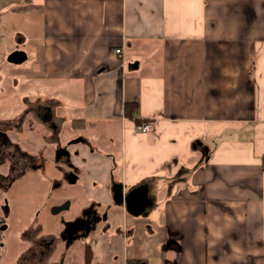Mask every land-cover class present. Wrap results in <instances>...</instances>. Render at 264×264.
<instances>
[{
	"label": "crops",
	"instance_id": "crops-1",
	"mask_svg": "<svg viewBox=\"0 0 264 264\" xmlns=\"http://www.w3.org/2000/svg\"><path fill=\"white\" fill-rule=\"evenodd\" d=\"M0 39V107L5 87L16 110L0 122L23 129L24 157L41 169L46 157L27 148L42 143L38 125L55 130L54 161L75 169L57 176H82L90 201L70 211L56 180L46 215L65 213L24 231L15 264H65L64 253L47 261L60 241L67 264H264V0H0ZM135 118L151 129L135 131ZM88 119L119 121L117 156L76 133ZM7 129L0 140L21 146ZM115 185L143 187L145 208L116 207Z\"/></svg>",
	"mask_w": 264,
	"mask_h": 264
},
{
	"label": "rangeland",
	"instance_id": "rangeland-1",
	"mask_svg": "<svg viewBox=\"0 0 264 264\" xmlns=\"http://www.w3.org/2000/svg\"><path fill=\"white\" fill-rule=\"evenodd\" d=\"M4 39H0V62L5 61L7 58V55L5 56L4 52ZM4 89V95L3 98L5 101L3 102V106L5 105V110L0 107V119H3L4 121L14 122L15 116H14V110L13 106H15V102L13 101V98L6 96L7 91L9 90L3 87ZM14 90L17 91V89L14 88ZM19 93V91H17ZM12 94H15L12 91ZM22 97V93L18 94V98L20 99ZM7 99V100H6ZM11 99L12 101L8 100ZM19 110L21 111L24 107V103L19 100L18 102ZM17 108V107H16ZM4 110V111H3ZM17 109V111H19ZM3 111V112H1ZM21 120V117H20ZM18 121V120H17ZM85 121L87 124V128L83 130V128H79L76 126V133H79L82 135V137H85L88 139V142L93 146V148L100 152L101 154H111L113 157L117 156V150L119 148L118 142H119V128L120 124L119 121L116 120H102V119H92L91 121ZM20 125V124H19ZM2 122H0V128L7 129L9 128L8 125L4 126ZM9 126H11L9 124ZM17 129V127L15 128ZM37 137L42 142L38 144H33L32 147L27 148L30 152H41V154L46 157L45 162L49 163L47 167L44 169H35V170H28L25 176V179H22L21 177H18L13 180L9 190H1L0 191V217L1 211H2V204L4 202V208L6 209V216H5V222H6V229L4 230V236L2 240V249L1 252L3 254L2 259L0 260V264H15L17 262L18 258L20 257L21 251L19 249V245L22 244L23 248H27V245H29L28 241L23 239L22 236L24 234V231L28 227H35L38 223L44 221H49V224L54 228V223L56 222V218L61 217V215L65 212H60L56 214L55 216L50 215V218L47 217L46 212L55 206L56 202L51 198L54 196L59 195L61 192V189H55L54 185L56 180L62 181V190L64 191L63 196H65V200L70 202V211L79 209L78 206V199H80L81 203L84 204V207L86 208L87 205L90 204V201L84 195V189L85 186L83 184V177L80 176V178L74 183V184H68L64 180L63 176H65L63 173H65L67 170H70L67 165H60L53 161L52 158V148L50 147L49 143H52V139L56 137L55 130L51 133V130L49 129V126L45 123L42 125H38L37 127ZM8 135L11 139L17 138L20 139L21 145L22 143V135L24 133L23 129H17L14 130V128L11 126V130L7 129ZM14 131V132H13ZM29 131V130H27ZM75 133V134H76ZM50 137V139H49ZM46 138V140H45ZM7 140L8 143H5ZM64 140V139H63ZM44 141H48L47 143ZM58 141V140H57ZM56 142V141H55ZM60 142L62 140L58 141L57 144L60 145ZM17 143V142H16ZM44 143V145H43ZM9 144L15 149V154L12 155L11 149H7L9 152V161L6 157V159H3L0 162V186L4 187L3 179L2 177V171L4 165H1L3 162L11 163L12 166V175H16L17 173H20L22 171V156L21 150H19L18 145L12 144L7 137L5 140H0V148H2L4 145ZM53 144V143H52ZM36 147V148H35ZM4 153V150L1 151L0 149V156L2 157ZM11 160V161H10ZM53 163V165H50ZM51 166V168H50ZM75 170V169H74ZM62 173L63 176L58 177L57 174ZM11 178H14L12 176ZM66 189V190H64ZM5 199V200H4ZM161 199L156 198L154 200V208L156 209L158 207V202ZM117 207V204L115 205ZM153 210V206L151 207ZM148 209L146 208L145 211L140 214L139 219L142 220L143 225H145L146 219L148 215L150 216L152 213H148ZM130 219L131 216H128ZM55 218V220H54ZM1 220V219H0ZM117 222V219H116ZM119 222V221H118ZM1 224V222H0ZM21 227V228H19ZM159 234V233H158ZM158 234L156 237H158ZM62 235V234H61ZM147 233L145 232V229L139 236H137L138 241L140 243H144ZM91 237V236H90ZM161 238L158 237V241ZM83 240V238L81 239ZM74 242L80 243V238L74 239ZM63 253L65 254V264L68 262L75 263L74 256L72 257L71 252L69 249H66L62 241H60L57 245V247L54 249L53 252L49 253L47 255V261L49 262L52 257H56L57 259H61L63 256ZM39 255H43V249L39 251ZM78 255V254H77ZM83 258V255L81 256ZM85 259V258H84ZM52 261V259H51Z\"/></svg>",
	"mask_w": 264,
	"mask_h": 264
},
{
	"label": "flooded vegetation",
	"instance_id": "flooded-vegetation-1",
	"mask_svg": "<svg viewBox=\"0 0 264 264\" xmlns=\"http://www.w3.org/2000/svg\"><path fill=\"white\" fill-rule=\"evenodd\" d=\"M53 131H51V133H52ZM50 138V137H49ZM5 139H6V136H5ZM5 143H8L7 142V140L5 141ZM20 146V145H19ZM60 147H56V149L54 148V149H52V158H53V161L56 159V154H57V151L59 152L60 151V149H59ZM1 149V151H3L4 150V153H2L3 154V156L1 157L0 156V162L3 160V159H6V157H7V159H8V161H9V152H8V150L7 149H11V150H14V151H11V154L12 155H14L15 154V149L11 146V145H9V144H6V145H4L2 148H0ZM19 150H21V155L22 156H20V157H22V171H20V173H17L16 175H12V166H11V163H8V162H3V163H1V165H4V167H3V171H2V179H3V183H4V187H1L0 186V191L1 190H3V191H5V190H9V188H10V186H11V184H12V182H13V180L14 179H16V178H18V177H24V175H26V173H27V171L28 170H35V169H39L40 167L38 166L39 164H37V163H30L29 161H27V159L24 157V156H26L27 154L24 152V150L22 149V145L19 147ZM62 153H63V151H62ZM11 159V158H10ZM34 160V159H33ZM11 161V160H10ZM31 161H32V158H31ZM29 163V164H28ZM67 166L70 168V173L68 172V179H71L74 175H73V173H71V170L73 171L74 170V167L72 166V165H68L67 164ZM12 176H14V178H11ZM1 182V181H0ZM5 200V199H4ZM3 204H4V202H3ZM2 204V206H1V208H2V211H1V216H2V218L0 217V222H1V224H0V237L2 236V232H3V229L5 228V216H6V209L3 207L4 205ZM89 220H91V218L89 219ZM88 222V221H87Z\"/></svg>",
	"mask_w": 264,
	"mask_h": 264
},
{
	"label": "water",
	"instance_id": "water-1",
	"mask_svg": "<svg viewBox=\"0 0 264 264\" xmlns=\"http://www.w3.org/2000/svg\"><path fill=\"white\" fill-rule=\"evenodd\" d=\"M113 200L116 204H125L128 213L137 215L147 204L146 191L143 187H138L126 195H123L121 185H115L113 188Z\"/></svg>",
	"mask_w": 264,
	"mask_h": 264
},
{
	"label": "trees",
	"instance_id": "trees-1",
	"mask_svg": "<svg viewBox=\"0 0 264 264\" xmlns=\"http://www.w3.org/2000/svg\"><path fill=\"white\" fill-rule=\"evenodd\" d=\"M124 109V115L128 118H133L134 113L136 111V102L134 101H126L123 106ZM142 121L138 118H135V123H141ZM1 240V237H0ZM84 258L87 263L91 262L92 256H91V251L88 245L85 246L84 250ZM126 264H146L145 259L142 258H129L127 260Z\"/></svg>",
	"mask_w": 264,
	"mask_h": 264
},
{
	"label": "built area",
	"instance_id": "built-area-1",
	"mask_svg": "<svg viewBox=\"0 0 264 264\" xmlns=\"http://www.w3.org/2000/svg\"><path fill=\"white\" fill-rule=\"evenodd\" d=\"M114 53L119 54L121 53V49L120 48H116L114 49ZM152 125L150 122L148 121H142L141 123L135 124V131L137 132H147L151 129Z\"/></svg>",
	"mask_w": 264,
	"mask_h": 264
},
{
	"label": "bare ground",
	"instance_id": "bare-ground-1",
	"mask_svg": "<svg viewBox=\"0 0 264 264\" xmlns=\"http://www.w3.org/2000/svg\"><path fill=\"white\" fill-rule=\"evenodd\" d=\"M69 127V126H68ZM23 136V135H22ZM25 137H26V134H25ZM25 139V138H24ZM113 201V200H112ZM80 230V229H79ZM91 249V248H90ZM87 263V262H86Z\"/></svg>",
	"mask_w": 264,
	"mask_h": 264
}]
</instances>
